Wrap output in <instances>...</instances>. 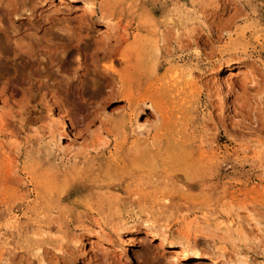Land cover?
<instances>
[{
    "label": "rangeland",
    "instance_id": "obj_1",
    "mask_svg": "<svg viewBox=\"0 0 264 264\" xmlns=\"http://www.w3.org/2000/svg\"><path fill=\"white\" fill-rule=\"evenodd\" d=\"M81 1L0 0V264H264V0Z\"/></svg>",
    "mask_w": 264,
    "mask_h": 264
},
{
    "label": "bare ground",
    "instance_id": "obj_2",
    "mask_svg": "<svg viewBox=\"0 0 264 264\" xmlns=\"http://www.w3.org/2000/svg\"><path fill=\"white\" fill-rule=\"evenodd\" d=\"M82 2V8L84 9V10H86V11H90L91 12V14L93 15V16H97L98 17V19H101V20H103L104 22H106V24H107V27L111 30V32H113V31H116V28H114V26H113V24L112 23H110V19H108L109 17H108V15L106 14V9H100V8H98L97 6H96V4H95V2L93 1V0H82L81 1ZM111 17V16H110ZM107 31V30H106ZM156 49L157 50H159L160 49V45H156ZM108 67H109V65H108ZM111 68V67H110ZM114 68V67H113ZM112 68V69H113ZM241 70V69H240ZM110 72V71H109ZM111 73H112V75H113V73H115V71L114 70H111ZM110 73V74H111ZM116 76V75H115ZM120 77V79H122L121 78V76H119ZM118 77V78H119ZM118 81V80H117ZM228 82V81H227ZM227 84V83H226ZM119 85H121V82H120V84ZM123 85V84H122ZM121 85V86H122ZM228 85V84H227ZM129 89H130V91L129 92H127V94H126V98L127 99H130L131 97H132V91H131V86H129ZM225 92V91H224ZM226 101L228 102V105H229V107L232 109V104H231V102H230V100L228 101V99H227V97H226ZM141 134V133H140ZM141 135H143V132H142V134ZM146 222H148V221H146ZM150 222V221H149ZM156 223V222H155ZM149 224V223H148ZM147 224V225H148ZM100 226V225H99ZM166 227V226H165ZM115 229V228H114ZM43 232V231H42ZM33 233H35V232H33ZM37 234V233H36ZM162 238V236L160 235L159 236V238ZM189 241H190V239L188 240V241H186V243L187 244H189ZM185 243V244H186ZM181 256H184V254L182 253V252H178ZM38 254V253H37ZM40 256V255H39ZM196 256V255H195ZM197 258H199V259H202V257L200 256V255H197L196 256ZM39 258V257H38ZM175 259H177V257H174V260ZM198 260V259H197ZM201 261V260H200Z\"/></svg>",
    "mask_w": 264,
    "mask_h": 264
}]
</instances>
